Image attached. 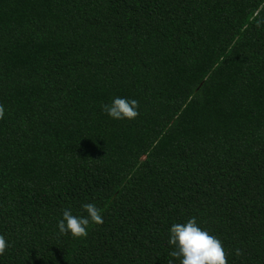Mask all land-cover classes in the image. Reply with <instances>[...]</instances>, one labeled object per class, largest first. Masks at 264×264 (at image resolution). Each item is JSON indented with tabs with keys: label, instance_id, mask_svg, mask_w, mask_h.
Wrapping results in <instances>:
<instances>
[{
	"label": "trees",
	"instance_id": "16d2710c",
	"mask_svg": "<svg viewBox=\"0 0 264 264\" xmlns=\"http://www.w3.org/2000/svg\"><path fill=\"white\" fill-rule=\"evenodd\" d=\"M0 104V264H179L192 217L264 264V0H0Z\"/></svg>",
	"mask_w": 264,
	"mask_h": 264
},
{
	"label": "clouds",
	"instance_id": "9594fccd",
	"mask_svg": "<svg viewBox=\"0 0 264 264\" xmlns=\"http://www.w3.org/2000/svg\"><path fill=\"white\" fill-rule=\"evenodd\" d=\"M102 111L113 119L132 120L139 115V102L116 97L110 104H103ZM4 114V106L0 104V119H3ZM82 208L87 216H75L70 210H63V218L58 221L60 234L71 233L73 238H84L88 235L90 223H103L101 210L94 203H85ZM168 243L174 248L169 255L179 264H228L221 240L200 227L195 217L186 223H174L170 228ZM7 247L5 237L0 234V255L4 254ZM168 264H174V261L169 260Z\"/></svg>",
	"mask_w": 264,
	"mask_h": 264
}]
</instances>
